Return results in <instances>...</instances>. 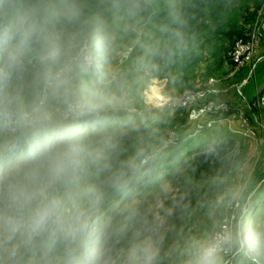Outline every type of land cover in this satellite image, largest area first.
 <instances>
[{
    "label": "clouds",
    "instance_id": "clouds-1",
    "mask_svg": "<svg viewBox=\"0 0 264 264\" xmlns=\"http://www.w3.org/2000/svg\"><path fill=\"white\" fill-rule=\"evenodd\" d=\"M160 6L0 0V264H264L247 181L220 196L237 206L230 227L185 235L167 145L134 142L146 129L112 62L120 33ZM163 7L184 23L181 0ZM158 54L142 45L137 71L155 70Z\"/></svg>",
    "mask_w": 264,
    "mask_h": 264
},
{
    "label": "rangeland",
    "instance_id": "rangeland-1",
    "mask_svg": "<svg viewBox=\"0 0 264 264\" xmlns=\"http://www.w3.org/2000/svg\"><path fill=\"white\" fill-rule=\"evenodd\" d=\"M184 1L187 0H181V3ZM160 5L159 8H164L163 0H160ZM221 5L223 12L218 14L210 12L206 19L209 27L198 34L197 40L191 46L178 42L177 36L172 35L174 32L168 35V31H161L166 24L162 19L156 20L154 16L146 19L143 17L139 25L134 26L135 30L130 29L120 33L112 62L113 68L127 82L130 98L135 105L132 111L137 114L139 122L146 129L138 140L134 141L135 143L162 142L167 130L172 127L171 119L177 107L161 105V102L158 104L157 95L176 100L186 91L203 87L210 77L218 78V84L223 88V92L239 91L247 87L252 88V94L258 91L260 96L257 97L261 98L264 95H262L264 57L262 54L259 55L260 45L264 39V17L257 14V10L263 7L264 0H222ZM242 29L247 38H256L259 49L251 63L238 68L227 59L226 53L233 47L239 36L231 37L228 33L230 30ZM172 40H176L175 50L169 61L157 63L154 59L155 70L147 73L137 71L134 61L142 54V45L152 44L160 49ZM252 65H254L253 71L249 74L248 70L250 67L252 69ZM246 68L247 72L244 73ZM183 75H188L190 84L193 83V86L182 88L179 78ZM257 97L250 100L253 107L257 109V117H254L256 121H252L257 135L255 138H250L233 132L234 135L244 138L246 156L227 177L217 182L218 188L223 193L228 187L247 181L252 189L251 199L254 200L253 216L257 212L264 214V130L259 125L261 122L264 125V104ZM150 104L155 107L147 111L146 106ZM249 113L251 114L250 111ZM223 123H220L217 129L213 128L192 136H190L194 132L192 127L177 125L182 138L186 139L179 146L167 150L168 166L165 179L173 182L177 195L182 196L184 203L188 206L187 214L182 219L175 220L177 231L182 230L185 235L203 232L211 227L217 228L226 211L228 204L220 200L222 194L215 200L209 199L207 186H200L193 176L197 146L203 141L215 139L223 133L230 132L227 125ZM192 148L194 151L191 152ZM177 169L183 170L184 174L178 176ZM195 184L198 185L201 194L190 192ZM176 239L177 237L170 236L169 242H174ZM235 264H239L238 257L235 259Z\"/></svg>",
    "mask_w": 264,
    "mask_h": 264
},
{
    "label": "trees",
    "instance_id": "trees-1",
    "mask_svg": "<svg viewBox=\"0 0 264 264\" xmlns=\"http://www.w3.org/2000/svg\"><path fill=\"white\" fill-rule=\"evenodd\" d=\"M221 2L222 0H187L182 2L181 11L184 19V23L182 25H176L174 23H171L165 8H159L155 10L154 13L144 14L143 17L144 19H146L151 16H154L156 20L162 19L164 23L168 26V30H167L168 35H170L171 32H174L172 35L174 37L177 36L178 42L185 43L188 46H191L193 42L197 40L198 34L199 33L201 34L206 27H209V25L206 23V19L208 18L210 12H214L215 14H218L219 12L220 13L223 12V6L221 5ZM260 10H261L260 8L257 10V14H259ZM228 35H230L231 37L239 36V38H247L246 35L244 34L243 29L239 31L230 30ZM175 42L176 40L175 41L172 40L171 43L163 45L159 49V54L155 57V61L157 63L169 61L172 58L175 50L174 47ZM231 49L227 51L226 56L227 59L233 63V61L229 56V51ZM179 81L181 82L180 85L184 89H186L187 86H193V83L190 84V78L188 77V75H183L182 77L179 78ZM205 86L206 84L203 87ZM199 88H195V89H199ZM263 92L262 95L264 94ZM257 98L260 99V97ZM251 101L250 100L248 101L249 107L247 108L252 114L251 115L248 111L252 122L253 120L256 121L254 117H257V113H256L257 109L253 107ZM187 117H188L187 110L182 107H177L171 119L172 127H170L167 130V133L172 128L177 129L176 127L177 125L186 126ZM259 125H261V127L264 130L263 122H261ZM178 136H179L178 143L176 145L169 146L167 150H169L172 147L175 148L179 146L186 139L184 137L182 138L179 130H178ZM197 148L198 149L195 156L196 166L193 171V176L195 180L198 183H200V186L202 185L207 186L206 190L209 199L215 200L222 194V190L218 188L219 187L217 184L218 180L227 177L230 174V172L246 156L247 150L244 143V138L241 136L234 135L233 131H230L228 133H223L222 135L216 137L215 139L203 141L201 144L197 146ZM192 150L194 151L193 148L190 149L191 152ZM215 189L217 191H215ZM190 192L194 194L202 193L198 185L196 184L192 186Z\"/></svg>",
    "mask_w": 264,
    "mask_h": 264
},
{
    "label": "built area",
    "instance_id": "built-area-1",
    "mask_svg": "<svg viewBox=\"0 0 264 264\" xmlns=\"http://www.w3.org/2000/svg\"><path fill=\"white\" fill-rule=\"evenodd\" d=\"M259 14L264 17V5ZM260 35L262 36V33ZM258 49V41L255 37L239 38L235 42L234 47L229 51V56L233 63L240 68L254 60L258 54ZM218 82L217 77H210L205 87L186 91L176 100L157 95L156 102H161V105L185 108L188 113L187 125L194 129V132L190 136L213 129L222 122H227L231 125L236 122L238 126L236 128L232 127L235 133H239L245 137L255 138L257 130L251 122L246 107L233 104L227 99L218 98V95L224 91ZM260 99L264 104V95ZM178 141V130L172 128L164 136L162 142L168 148L171 145H176ZM236 211L237 206L235 202L227 205L224 216L217 228L227 229L230 227L235 222ZM236 258L235 256H228L226 264H234Z\"/></svg>",
    "mask_w": 264,
    "mask_h": 264
},
{
    "label": "crops",
    "instance_id": "crops-1",
    "mask_svg": "<svg viewBox=\"0 0 264 264\" xmlns=\"http://www.w3.org/2000/svg\"><path fill=\"white\" fill-rule=\"evenodd\" d=\"M261 54L263 55L262 57H264V39L262 40L261 45H260L259 55H261ZM254 65H252V69H251V67L249 68V70H248L249 74H250V72L253 71ZM246 72H247V68L244 70V73H246ZM243 91H245V92H243ZM252 91H253L252 88H247V87L245 89L242 88L239 91L230 90L229 92H222L220 95H218L219 96L218 98L227 99L234 104L245 106L247 108V107H249L248 101L252 100L253 98H255L259 95L258 91L255 94H252ZM247 112H248V109H247ZM223 124L227 125V127L230 131H233L232 127L236 128L238 126V124L236 122L232 123V125L228 124L227 122H224ZM217 127H219V125H217L215 128L217 129ZM233 132H235V131H233ZM234 264H235V262H234Z\"/></svg>",
    "mask_w": 264,
    "mask_h": 264
},
{
    "label": "bare ground",
    "instance_id": "bare-ground-1",
    "mask_svg": "<svg viewBox=\"0 0 264 264\" xmlns=\"http://www.w3.org/2000/svg\"><path fill=\"white\" fill-rule=\"evenodd\" d=\"M154 100V99H153ZM155 101V100H154Z\"/></svg>",
    "mask_w": 264,
    "mask_h": 264
}]
</instances>
